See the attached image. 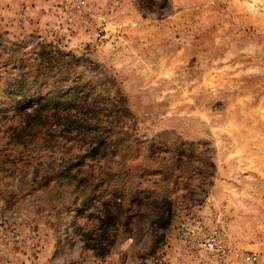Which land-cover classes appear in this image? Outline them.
Listing matches in <instances>:
<instances>
[{
	"label": "rangeland",
	"instance_id": "1",
	"mask_svg": "<svg viewBox=\"0 0 264 264\" xmlns=\"http://www.w3.org/2000/svg\"><path fill=\"white\" fill-rule=\"evenodd\" d=\"M45 46L126 98L128 141L103 163L119 192L35 189L61 155L1 119L0 264H264V0H0V105ZM191 214L227 256L191 253Z\"/></svg>",
	"mask_w": 264,
	"mask_h": 264
},
{
	"label": "trees",
	"instance_id": "2",
	"mask_svg": "<svg viewBox=\"0 0 264 264\" xmlns=\"http://www.w3.org/2000/svg\"><path fill=\"white\" fill-rule=\"evenodd\" d=\"M36 62L31 71L18 74L10 86L9 92L16 96L11 100L13 105H0V121H18L10 128L14 144L27 151L41 141L43 145H35L31 153L46 150L61 155L60 165L51 163L41 182H34L35 189L54 182L76 195L99 193L104 187L119 192L118 185H106L103 163L107 164L128 141L123 128L131 117L126 98L119 92L111 96L106 78L84 80L77 70L78 60L52 46H45ZM12 108L15 110L10 116ZM77 150L84 154H76ZM86 208L87 202L73 204L71 211Z\"/></svg>",
	"mask_w": 264,
	"mask_h": 264
},
{
	"label": "built area",
	"instance_id": "3",
	"mask_svg": "<svg viewBox=\"0 0 264 264\" xmlns=\"http://www.w3.org/2000/svg\"><path fill=\"white\" fill-rule=\"evenodd\" d=\"M103 35V30L97 34L98 38ZM177 230L181 240H186L191 243L192 254L198 255L202 252L208 254H218L220 256H227V248L222 245L221 237L216 232H207L202 228V221L200 218L191 214L189 217L182 220ZM251 260V258H248ZM255 260V258L253 259Z\"/></svg>",
	"mask_w": 264,
	"mask_h": 264
}]
</instances>
